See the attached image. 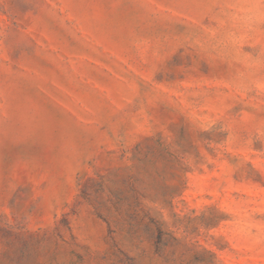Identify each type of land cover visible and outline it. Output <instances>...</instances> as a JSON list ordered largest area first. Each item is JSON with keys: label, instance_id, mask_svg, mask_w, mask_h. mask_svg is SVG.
Here are the masks:
<instances>
[{"label": "rangeland", "instance_id": "rangeland-1", "mask_svg": "<svg viewBox=\"0 0 264 264\" xmlns=\"http://www.w3.org/2000/svg\"><path fill=\"white\" fill-rule=\"evenodd\" d=\"M0 264H264V0H0Z\"/></svg>", "mask_w": 264, "mask_h": 264}]
</instances>
